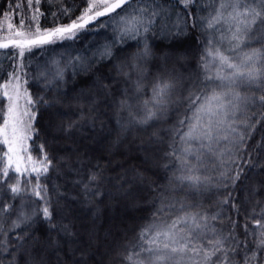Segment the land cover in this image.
Here are the masks:
<instances>
[{"label": "trees", "instance_id": "16d2710c", "mask_svg": "<svg viewBox=\"0 0 264 264\" xmlns=\"http://www.w3.org/2000/svg\"><path fill=\"white\" fill-rule=\"evenodd\" d=\"M160 2L166 13L155 17V23L146 26L149 31L141 30L136 38L115 40V32L102 23L121 10L117 9L88 22L77 30L75 39L36 45L23 56L12 48L5 50L0 61V128L10 116L6 86L16 76L25 83L32 101L27 102L28 119L32 115L34 119L18 154L9 151L7 128L0 133V264H148L155 256H173L163 249L164 243L172 242L161 235L150 243L155 230L142 238L143 230L155 225L167 231L173 221L191 216L204 224L200 219L204 215L209 217V228L214 226L224 235L234 230L241 248L255 250L264 226V151L256 147L258 142L264 146V108L253 104L246 109L255 129L243 146L222 140L217 154L208 156L200 142L182 143L177 132H187L191 122L189 92L210 95L221 83L203 79L217 74L210 30L203 23V15L216 5L199 0L186 9L176 0ZM87 7L86 0H32L30 7L27 0H0V33L24 30L37 38L77 22ZM89 14H95V9ZM145 47L151 53L146 57ZM252 48L264 50V44L253 41L229 55L242 60ZM52 49L61 52L60 74L46 72ZM169 78L178 80L179 87L166 108L157 111L159 118L144 125L133 122L145 115V102L152 107L156 84ZM237 91L241 96L264 94L255 85ZM53 99L58 103L52 105ZM180 120L185 127L181 128ZM234 127L245 131L239 123ZM5 139L10 143L5 144ZM188 146L204 153V164L191 173L207 178L199 188L177 179L190 175L177 159ZM173 150L175 156L170 155ZM45 157L51 162L47 172L43 171ZM17 166L20 172H15ZM4 167L7 178L2 175ZM226 170L229 177L241 173L234 185L220 175ZM17 182L23 189L20 196L8 188ZM34 188L40 196L33 195ZM44 207L49 208L55 227L44 218ZM216 214L218 219L212 220ZM190 227V220L179 223L173 233L183 237ZM200 231L207 238L213 235L208 229H195ZM197 243L205 244V236ZM129 256L132 261L126 259ZM189 256L181 264H191ZM236 259L243 264L241 255Z\"/></svg>", "mask_w": 264, "mask_h": 264}, {"label": "snow or ice", "instance_id": "6c2138e0", "mask_svg": "<svg viewBox=\"0 0 264 264\" xmlns=\"http://www.w3.org/2000/svg\"><path fill=\"white\" fill-rule=\"evenodd\" d=\"M39 0H37V3ZM89 3V7L84 9L83 15L78 18L77 22H73L65 27H56L50 32H45L43 35L37 36L35 39H24L13 41V45L21 51L20 56L24 55V49L27 47L31 50V46L53 43V37L57 39H75L77 30L84 29L85 25L106 14L116 12L117 9H123L124 11L131 10L128 17L125 20L124 33L134 38L136 34H139L141 30L148 32L149 28L145 25H151L155 23V17L160 16L162 13H166V9L162 6L160 0H86ZM29 7L32 4V0H27ZM177 4H183L187 9L190 4L194 5L199 3V0H176ZM143 4L144 6H140ZM127 6V7H125ZM20 5H17L19 8ZM95 9L94 15H89ZM103 9V10H100ZM220 11L217 12L210 21H204L208 27H215L217 24L227 23L229 25L227 37L229 41L228 52H235L242 47L251 46L253 41L264 44V0H222L219 4ZM230 9L227 12V16L224 15V10ZM33 16L31 19H35ZM12 28V25H8ZM20 28H24V20L20 18ZM183 29H181V32ZM36 32L39 29L36 28ZM17 36H24L25 33L21 31L16 32ZM225 39L221 36L219 40L222 42ZM8 44H0V48H7ZM150 50L145 47L144 56L150 55ZM210 55L212 53H209ZM214 60H217L220 64V68L226 67L230 69V73L227 75L222 74L220 69H217L215 76H204V80H219L221 83L216 85L215 88L222 89L221 91H213L210 95H200L195 92H189L188 106L191 110V116L188 119L191 121L186 125L187 132H177L181 136L183 144L190 145V141L196 140L200 142V147L206 149L208 156H215L216 146L220 141H229L233 145L240 144L243 146V142L246 139L251 138V133L255 129V123H251V116L246 111L249 105H258L259 108H264V94L259 96H241L237 91L240 87L251 88L256 86V90L264 93V50L259 48H252L249 52H244L242 55V62L237 63L235 57L226 55L225 52L219 50L215 51ZM135 67V66H134ZM204 69H208V64H203ZM179 82L175 78H169L166 81L157 83L153 88V104L152 107L148 106L145 102V115L142 119L133 122L141 125L147 124L150 120L158 119L157 111H163L166 108L172 95L177 91ZM223 89H227L226 91ZM139 90V89H138ZM5 95L7 93L5 92ZM231 97V98H229ZM43 100V98H41ZM197 101H203L197 105ZM32 103L31 100L28 101ZM47 103V102H45ZM58 103L56 99H53L51 104ZM126 101H121V105L124 106ZM155 109V110H154ZM12 109L9 108V112ZM34 119V115L30 116V120ZM258 122V121H257ZM181 128L185 127V121H179ZM237 123L243 125L245 131L239 130L234 127ZM7 120H5L4 127L0 128V133H3L7 128ZM235 133L233 137L231 134ZM13 135H15V128H13ZM154 135H156L154 133ZM5 144L10 142L5 139ZM257 148H261L264 151V146L259 142L256 145ZM11 151V148H9ZM226 151L230 152L231 149ZM182 157H177L180 160L183 168L187 169L190 173L188 176H180L177 179L184 181H190V186L193 188H199L201 184L207 183V178L201 179L198 175H193L198 170V166L204 164V153L198 150H194L191 146L184 147L182 149ZM7 155V153H5ZM170 155L175 156V150ZM223 156L224 153H219ZM191 157V159H190ZM231 159V157H229ZM10 160V157H9ZM44 172H47L48 164L45 157ZM222 164L227 163V160H221ZM259 165H253L252 167H258ZM33 172H38L36 168L32 169ZM15 172H20L19 167L15 168ZM3 177H8V168L4 167L2 172ZM220 175L224 179L231 180L234 185L237 180L240 179L241 173L236 172L234 176L229 177L227 170L221 172ZM95 180L96 176H92ZM8 188L14 196H20L23 189L20 187L19 182L16 184H9ZM256 189H253L255 193ZM33 195L40 196V192L33 189ZM43 199V197H41ZM227 203V201H224ZM234 206V205H233ZM7 211V209H4ZM43 216L50 222L51 227H55L51 224L52 214L48 207L43 208ZM200 219L205 221L201 224L197 221L196 216L181 217L177 221H173L167 231H161L156 229L155 225L149 226V228L141 232L143 238L149 231L155 230L154 242L159 236H165L172 243H164L163 249L170 251L173 256H155L151 258L148 264H164L166 261H172V264H181L184 257L189 253L191 264H240V261L236 259L237 254L241 255L243 264H264V226L261 227L260 236L261 239L254 245V249H247L245 246L241 248V241L236 237L234 230L230 231L228 235H224L222 231L217 230L214 226L209 228L206 221L209 219L207 215L201 216ZM212 220L218 219V214L211 216ZM27 220V218H25ZM191 221V227L185 236L181 237L178 234L173 233V229L177 228L179 223L188 224ZM259 226V221H257ZM18 227L19 225H15ZM195 229H208L213 235L211 238H207L203 231L195 232ZM67 231V229H64ZM195 233V234H194ZM201 236H205V244L197 243ZM229 239L234 243H229ZM187 241V242H185ZM178 245V246H174ZM191 245V247H190ZM148 251H155L154 249H148ZM248 251H252V255H248ZM179 254L177 258H173ZM200 257V259H193L192 257ZM132 261V257L126 258ZM133 264H145L144 261H136Z\"/></svg>", "mask_w": 264, "mask_h": 264}, {"label": "rangeland", "instance_id": "374dc122", "mask_svg": "<svg viewBox=\"0 0 264 264\" xmlns=\"http://www.w3.org/2000/svg\"><path fill=\"white\" fill-rule=\"evenodd\" d=\"M203 1L205 4H215L216 5L215 9L208 11L209 14L203 15V19H205V21L206 20L210 21L214 16H216L217 12L220 11L219 4L220 2H222V0H203ZM205 4L203 5L206 6ZM140 6H144V5L141 4ZM100 10H103V9H100ZM130 11H131L130 9L128 11H124L123 9H121L114 17L111 16L109 20L102 21L105 27H108L109 29H111L112 32H115V34L113 35L114 36L113 39L122 40L123 38H133L124 33L125 20L128 17ZM228 11H230V9L224 10L225 17L227 16ZM113 13H109V14L111 15ZM89 15H94V14H89ZM145 26H149V25H145ZM228 27L229 25L227 23L217 24L215 27H208L210 30V36H211L210 41H211L212 46L214 47L213 50L211 51L213 53L212 57H214L216 50L225 52L226 55L233 53V52L226 51L229 48V41L227 39V37L229 36ZM20 31L24 32L25 35L17 36L16 32L12 33L9 31L3 34L0 33V44H5V43L8 44L7 48H0V61H2L5 58L6 56L5 50L9 48H12V50H14L19 55V52L21 51V49L15 47L13 45V41L24 40V39H35V37H33L34 35L33 33L29 34L28 31H24V30H20ZM137 36L138 34H136L134 38H136ZM221 36L225 37V39L222 42L219 40ZM59 40H62V39H57L53 37V41H54L53 43ZM27 50L28 48L26 47L24 49V53ZM60 53H58V51H53L52 49L51 53L47 56L48 59L46 61H48L49 63V66H48L49 70H46V72L50 71V72H54L55 74H60L63 71V68L60 64V59H59L61 58ZM215 62L217 63L216 73H217V69H220L221 73L225 75L230 73L231 71L230 69H227L226 67L220 68L219 62L217 60H215ZM234 62L241 63L242 60L235 58ZM6 93L10 100L9 108L12 109V111L10 112L9 119H8L6 131L8 135L10 136V140L12 143L11 149L13 150V153L18 154V152H20L21 149L25 147L27 139L29 137L30 120L28 119L27 102L30 100V97L28 96V91L25 87L24 81L21 79V76H16L15 79L6 86ZM13 128H15V135H13Z\"/></svg>", "mask_w": 264, "mask_h": 264}]
</instances>
